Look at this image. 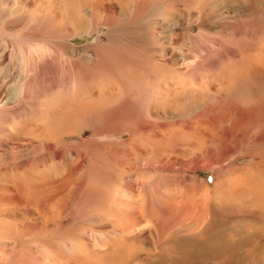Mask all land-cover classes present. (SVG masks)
Instances as JSON below:
<instances>
[{"label": "rangeland", "instance_id": "374dc122", "mask_svg": "<svg viewBox=\"0 0 264 264\" xmlns=\"http://www.w3.org/2000/svg\"><path fill=\"white\" fill-rule=\"evenodd\" d=\"M0 264H264V0H0Z\"/></svg>", "mask_w": 264, "mask_h": 264}]
</instances>
